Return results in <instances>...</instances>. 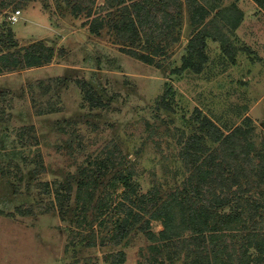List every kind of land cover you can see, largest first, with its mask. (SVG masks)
<instances>
[{
    "label": "rangeland",
    "instance_id": "rangeland-1",
    "mask_svg": "<svg viewBox=\"0 0 264 264\" xmlns=\"http://www.w3.org/2000/svg\"><path fill=\"white\" fill-rule=\"evenodd\" d=\"M232 3L244 13L231 36L236 63L207 39L208 67L197 75L181 68L192 31L186 5L176 32L180 41L158 57L160 67L122 53L109 31L91 35L85 19L75 18L61 0H21L15 24L7 17L13 8L0 16V36L11 31L21 47L44 43L55 52L51 64L0 74V264H111L108 258L117 252H125L123 264H147L150 241L137 227L112 244L114 206L92 227H80L71 192L60 212L57 190L68 183L76 187L78 168L105 151L116 150L125 159L102 177L97 192L109 194L116 205L124 191L116 178L127 167L134 170L138 195L158 188L164 198L183 188L189 173L179 153L189 136L200 133L198 115L226 132L250 117L254 142L264 147V10L252 0L223 5ZM117 17L108 16L112 22ZM35 25L44 31L36 32ZM83 83L104 105H90ZM260 190L253 188L245 200ZM20 209L30 215L22 216ZM88 217H96L95 209ZM162 229L152 222L153 231ZM160 258L187 264L183 253L173 263Z\"/></svg>",
    "mask_w": 264,
    "mask_h": 264
},
{
    "label": "trees",
    "instance_id": "trees-1",
    "mask_svg": "<svg viewBox=\"0 0 264 264\" xmlns=\"http://www.w3.org/2000/svg\"><path fill=\"white\" fill-rule=\"evenodd\" d=\"M61 1L72 6L74 14L97 2ZM252 1L264 10V0ZM20 3L21 0H0V16L11 8L12 12L19 10L16 7ZM223 3L224 0H104L89 28L97 36L108 29L122 53L160 67L158 57L180 41L177 35L182 26L180 9L186 5L192 31L181 68L201 74L209 63L207 39L218 42L231 63H235L236 48L231 36L240 27L244 13L237 3L228 6ZM115 12L118 17L112 22L108 16ZM87 16H93L92 8ZM0 46L3 49L0 74L46 66L55 58L54 50L44 43L21 47L11 31L0 36ZM82 89L92 107L104 105L89 84L83 83ZM197 119L200 133L189 136L179 153L189 173L183 188L177 187L164 198L158 188L138 195L134 170L127 167L116 178L124 191L122 199L114 205L109 194L98 196L97 192L102 177L125 159L116 150H108L78 168L76 187L70 183L60 186L56 196L60 212H65L72 199L71 192L80 227H92L114 206L118 217L112 244L119 245L137 227L150 241L147 264H165L161 256L173 263L174 257L182 253L187 264H264V190H260L264 186V147L259 148L254 142L252 121L247 117L244 124L226 132L208 117L198 115ZM253 188L260 192L245 200ZM93 209L96 217L89 221L88 213ZM20 214L28 216L30 212L20 209ZM154 221L163 227L158 233L152 230ZM105 224L102 220L101 226ZM237 239H242L240 244L235 243ZM95 241L96 235L92 236L91 245ZM125 256V252H117L108 259L111 264H123Z\"/></svg>",
    "mask_w": 264,
    "mask_h": 264
},
{
    "label": "crops",
    "instance_id": "crops-1",
    "mask_svg": "<svg viewBox=\"0 0 264 264\" xmlns=\"http://www.w3.org/2000/svg\"><path fill=\"white\" fill-rule=\"evenodd\" d=\"M63 3H65L64 1H62ZM104 3V0H97V2H96V4L95 5H93V6H88L86 9H83V11L81 12V13H77V14H74L73 13V7L72 6H69V7H71V11H72V14H73V16L75 17V18H84L85 19V26L88 28V30H89V32H90V34L91 35H94V34H92L91 33V31H90V22H91V20L93 19V17H95L96 16V12H97V10H98V8H99V6H101L102 4ZM66 4V3H65ZM66 7H68V5L66 4ZM89 8H92L93 9V16L92 17H88L87 16V11H88V9ZM101 14H104V13H101ZM34 30H36V32H41V31H44L43 29H42V27L41 26H36L35 25V27L33 28ZM101 32H108V29H104L103 31H101ZM208 41V40H207ZM207 44H208V42H207ZM236 63V62H235ZM208 67V66H207ZM207 67H206V69H205V71L207 70ZM205 71L203 72V73H205ZM203 73H201V74H203ZM197 75V74H196Z\"/></svg>",
    "mask_w": 264,
    "mask_h": 264
},
{
    "label": "built area",
    "instance_id": "built-area-1",
    "mask_svg": "<svg viewBox=\"0 0 264 264\" xmlns=\"http://www.w3.org/2000/svg\"><path fill=\"white\" fill-rule=\"evenodd\" d=\"M21 14L20 10H16L15 12H13L10 16H9V22L11 24H15L16 22H18L19 20V15Z\"/></svg>",
    "mask_w": 264,
    "mask_h": 264
}]
</instances>
